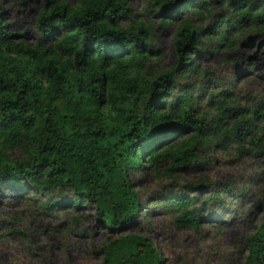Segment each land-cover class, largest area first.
I'll list each match as a JSON object with an SVG mask.
<instances>
[{"label":"trees","instance_id":"obj_1","mask_svg":"<svg viewBox=\"0 0 264 264\" xmlns=\"http://www.w3.org/2000/svg\"><path fill=\"white\" fill-rule=\"evenodd\" d=\"M216 2L228 16L213 13ZM146 12L162 17V29L177 23L170 70L152 67L154 25L139 20L130 0H47L36 44L18 39L0 8V190L46 198L41 207L51 214L92 208L115 235L103 264H163L150 239L126 233L140 217L168 212L180 229L198 230L218 220L205 211L208 200L226 209L223 197L233 198L225 190L201 202L203 189L194 186V196L171 192L147 204L138 176L152 171L179 181L216 147L236 146L242 155L250 145L264 156V109L233 111L214 100L216 91L212 120L198 106L205 92L198 59L227 52L250 33L264 37V0H153ZM13 151L21 158L11 159ZM245 246L243 264H264V217Z\"/></svg>","mask_w":264,"mask_h":264},{"label":"rangeland","instance_id":"obj_2","mask_svg":"<svg viewBox=\"0 0 264 264\" xmlns=\"http://www.w3.org/2000/svg\"><path fill=\"white\" fill-rule=\"evenodd\" d=\"M46 1L0 0L9 28L18 39L27 44L40 40L36 20ZM51 1L75 3V0ZM152 1L130 0V3L139 20L153 22L154 50L159 52V59L152 67L156 71L170 70L177 62L174 48L177 23L160 28L162 17L146 12ZM213 13L226 17L229 12L222 2H216ZM202 43L205 45L204 40ZM198 62L205 73L200 83L205 92L198 106L209 120L217 114V104L210 100L213 91L218 93L214 100H223V106L233 111L264 109L263 35L250 33L240 37L231 50L205 52ZM194 82L192 79L180 84L194 85ZM180 89L178 86L176 92ZM259 129V136L264 138V121ZM252 148L247 145V152L242 155L236 146L206 150L204 163L185 173L179 181L152 171L136 178L147 204L152 203V197L171 192L194 196L199 193L194 186L203 189L201 202L229 190L233 198L225 195L222 199L226 209L216 208L210 200L205 205V211H211L217 221L207 219L198 230H184L177 225V215L153 211L140 217L126 233L150 239L163 256V264H243L247 255L245 239L259 229L264 217V156L252 153ZM10 156L21 158L19 151ZM43 200L46 198L17 189L0 190V264H103L105 244L115 235L97 222L93 209L62 206L51 214L41 207ZM153 207L151 204L149 209Z\"/></svg>","mask_w":264,"mask_h":264}]
</instances>
